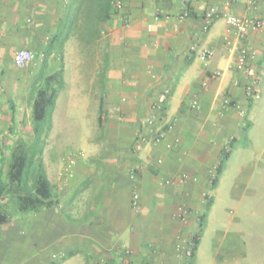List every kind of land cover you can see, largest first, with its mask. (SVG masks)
Wrapping results in <instances>:
<instances>
[{
    "label": "crops",
    "instance_id": "1",
    "mask_svg": "<svg viewBox=\"0 0 264 264\" xmlns=\"http://www.w3.org/2000/svg\"><path fill=\"white\" fill-rule=\"evenodd\" d=\"M68 2L0 0V219L6 215L0 264H182L177 245L198 231L204 194L214 201V168L246 126L250 100L234 48H255L259 85L264 61V28L240 40L221 17L203 31L205 13L218 6L224 14L264 20V0H121L93 44L72 38L63 56L57 49L45 60ZM73 43L90 55L79 61L76 77L65 61ZM22 48L35 53L25 67L15 63ZM204 49L214 51L206 62L199 57ZM50 75H56L51 85ZM48 86L60 90L51 126L38 138L32 102L38 87ZM193 99L199 108L191 107ZM156 102L165 107L159 126L167 135L137 150L141 121ZM61 140L68 150H55ZM35 142L43 147L38 162L47 171L52 202L20 213L12 199L25 189L10 182L7 170L13 153ZM81 149L64 171L63 156ZM185 172L198 180L165 182ZM28 183L32 187L33 176ZM180 205L190 209L186 222L175 217ZM204 234L194 264H200ZM252 243L263 247L264 235ZM227 255L220 264H245L244 242H229Z\"/></svg>",
    "mask_w": 264,
    "mask_h": 264
},
{
    "label": "rangeland",
    "instance_id": "2",
    "mask_svg": "<svg viewBox=\"0 0 264 264\" xmlns=\"http://www.w3.org/2000/svg\"><path fill=\"white\" fill-rule=\"evenodd\" d=\"M89 56L87 50L81 52L75 43L67 46L65 61L72 76H77L80 62ZM261 68L259 91L250 101L246 113L250 126L240 134L232 147L233 155L225 161L221 181L213 191V204L207 210L200 264H211L214 256L217 257L216 263L220 264L227 259L229 242L235 240H242L245 244L248 255L245 264H258L256 262L259 260V264H264V245L252 243L253 239L264 235V61ZM51 123L52 118L43 122L42 126L45 128ZM33 146L31 154L38 153L34 158V168H37L43 147L38 142ZM64 149L67 148L63 140L56 142V151ZM82 154L81 149L63 156V170L69 172L76 158Z\"/></svg>",
    "mask_w": 264,
    "mask_h": 264
},
{
    "label": "trees",
    "instance_id": "3",
    "mask_svg": "<svg viewBox=\"0 0 264 264\" xmlns=\"http://www.w3.org/2000/svg\"><path fill=\"white\" fill-rule=\"evenodd\" d=\"M116 0H69L65 6V15L61 18L58 31L50 38L49 44L45 50V60L57 49L63 56L64 47L68 40L76 38L82 44L91 45L101 37V32L105 23L117 12ZM62 74V73H60ZM56 75L47 77L50 85ZM64 85L63 78L61 79V87ZM58 88L53 87H38L37 94L32 102V118L36 123L38 130L34 132L38 138L44 132L42 123L51 120L56 107ZM253 98H249L251 101ZM11 110L15 113V104L12 102ZM15 121V117H13ZM41 126V128H39ZM250 126V121L246 117V126ZM36 127V128H37ZM13 127L10 126L8 132H12ZM231 142L230 149L224 150L221 161L216 168L215 176L211 182V188L215 189L219 183L220 177L224 171L225 161L231 155V149L234 146ZM32 148L18 149L13 153V160L8 168L10 182L22 187L25 190H19L17 196L13 197L16 210L20 213H27L41 206H47L52 202V186L47 175V171L42 162L39 160L37 168H34V158L38 153L31 154ZM43 151V149H42ZM41 151V153H42ZM31 154V155H30ZM2 162H4L6 153L1 151ZM4 158V159H3ZM33 176V185L29 188L28 180ZM1 187L3 180H0ZM1 189V188H0ZM213 204V197L206 195L205 211L200 216V224L198 231L193 236V257L190 264H194L193 259L200 244L201 237L204 233L205 222L207 219V210ZM6 215L0 219L4 221Z\"/></svg>",
    "mask_w": 264,
    "mask_h": 264
},
{
    "label": "built area",
    "instance_id": "4",
    "mask_svg": "<svg viewBox=\"0 0 264 264\" xmlns=\"http://www.w3.org/2000/svg\"><path fill=\"white\" fill-rule=\"evenodd\" d=\"M258 0H251L252 3ZM121 0H116V7H121ZM189 15V12H184L182 18ZM225 18L227 23L233 27L237 33L240 40H243L248 33L251 31H259L264 28V20L260 18H248L239 15H228L224 14L218 6L210 7L205 13L206 23L203 26V31H208L212 22L218 18ZM234 50L237 53V60L235 62V69L242 73L244 82L243 87L245 89L248 98H254V96L259 91V74L256 68L252 64V60L255 58L257 51L255 48L241 44L237 45ZM214 56V51L212 49H204L201 51L199 57L202 61L206 62ZM35 59V53L27 48H22L17 51L15 56V63L19 67H25L29 65ZM217 73L216 75H218ZM242 81L237 80L236 84L240 85ZM169 93V91H167ZM199 102L197 99H193L191 102V107L194 109L199 108ZM153 112L147 114L141 121V132L137 137L135 148L141 150L145 145L154 142L158 143L162 141L166 135L167 131L164 128H160L159 120L164 116L165 107L162 102L153 103L151 106ZM162 115V116H160ZM179 142V139L176 140ZM70 160H72L70 158ZM162 162V160H160ZM72 163V162H71ZM217 166L214 168L216 172ZM135 176V175H134ZM198 178L187 172L179 174L176 178L167 179L166 183H175L179 181L180 183H187L189 181H197ZM206 195L204 194L205 200ZM210 196V195H209ZM140 194L138 192L134 193L133 205L134 207H139ZM190 215V209L185 205H180L175 212V217L182 222H186ZM177 250L179 253L183 254L185 257L182 264H190L193 257V241L182 239L177 245Z\"/></svg>",
    "mask_w": 264,
    "mask_h": 264
}]
</instances>
